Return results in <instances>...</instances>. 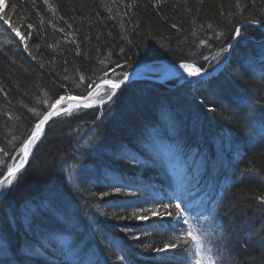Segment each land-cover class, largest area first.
<instances>
[{
    "label": "trees",
    "instance_id": "trees-1",
    "mask_svg": "<svg viewBox=\"0 0 264 264\" xmlns=\"http://www.w3.org/2000/svg\"><path fill=\"white\" fill-rule=\"evenodd\" d=\"M247 23L264 26V0H5L0 180L56 100L82 99L144 65L210 73ZM8 180L3 264H191L175 223L133 217L169 203L172 216L180 203L192 218L205 264H264V32L244 29L206 81H135L99 108L53 118ZM78 240L87 247L67 254ZM172 243L175 255L153 250Z\"/></svg>",
    "mask_w": 264,
    "mask_h": 264
},
{
    "label": "snow or ice",
    "instance_id": "snow-or-ice-1",
    "mask_svg": "<svg viewBox=\"0 0 264 264\" xmlns=\"http://www.w3.org/2000/svg\"><path fill=\"white\" fill-rule=\"evenodd\" d=\"M0 7H3V5H0ZM3 23L9 25V27L11 28L12 32H15V34L19 37H21V40L24 39V37L21 35V32L18 31L14 26L11 25L10 21L5 17L3 18ZM29 27H31V25H28ZM235 34L236 37H239L241 34V29L237 28L235 30ZM229 47H231V45H229ZM228 49H224V51H227ZM179 70H182L184 73L187 74L188 77H194V76H199L202 74V70L201 67H195L191 64L188 63H180L178 66ZM128 79L127 74H125L124 79L121 80L119 83H112L111 84V92L108 94L107 99L108 101H111L113 99V97L116 95L115 90L120 88L121 84H123L126 80ZM92 94L89 93V97ZM64 97H61L60 99L56 100L54 104L51 105V109H56V105L61 103V100H63ZM88 97H85V103H84V107H89L90 105L87 103ZM102 103H104V101H101ZM209 111H211V109H209ZM58 113L56 111L53 110H49L48 112H46L43 115L42 119H39V121L37 123H35V126L31 132L30 137L23 142L21 151L23 153V157L24 159H27L29 156V153L32 149V146L41 139L42 133L44 131V126L46 124V122L54 115H57ZM23 168V164L21 163L17 168L14 169H8V176L9 177H16L17 173L20 171V169ZM0 175H3V172L0 171ZM13 184L12 180H8L7 181V185H2L3 187H7ZM117 193L121 192V188L117 187L116 188ZM104 196H107L108 193L105 192L103 194ZM161 208L164 209V213L163 215H167V216H171L173 215L172 212H169L168 209L172 207V205L169 204H161L160 205ZM142 212L145 213V215H137L136 213H133V217L137 220V221H147L150 218L153 217H160L161 216V212L159 210V208H142L141 209ZM184 209H182V205L180 203H177L175 205V215L178 218H183L184 217ZM113 217H116V213H112ZM120 219H124V216H120ZM184 223L187 224L188 221L187 219L184 220ZM179 226V219L177 222V225L174 226V229L176 227ZM187 236L189 238H191L192 240H195L196 237L193 236V233L191 230L188 231ZM132 239H137L139 240L140 237L136 236L135 234H133ZM81 244H83V247L86 248L87 247V243L82 241V240H78L73 242V244L71 246H69V248L67 249V254L69 255H76L77 257H79L80 251H83V248H81ZM179 247L178 244L172 243V244H164L163 247H155L153 250L156 253H168L170 251H172L173 255H175V252L173 250L177 249ZM77 249H79L80 251H77ZM20 249H17L16 252L19 253ZM163 258V257H162ZM194 258H195V264H204V261L201 259V251H200V245L199 243L197 244L196 247V251L194 253ZM122 259L127 260V257H123ZM211 259V258H210ZM0 264H3V259L0 258ZM74 264H83V262L80 259H77L76 261H74ZM211 264H215V261L212 260Z\"/></svg>",
    "mask_w": 264,
    "mask_h": 264
},
{
    "label": "rangeland",
    "instance_id": "rangeland-1",
    "mask_svg": "<svg viewBox=\"0 0 264 264\" xmlns=\"http://www.w3.org/2000/svg\"><path fill=\"white\" fill-rule=\"evenodd\" d=\"M4 4H5V0H0V5H3V7H4ZM3 7H0V8H3ZM180 71L181 70L178 69V66H171V65H168L166 63H159V64H155V65H151L150 64V65H144V66L136 68L135 70H133L130 73L128 78L129 77H138V76L139 77H142V76H153L151 74H160V76L166 77V76L174 75V74H176V73H178ZM189 79L190 78H188V77H182V78L177 79L176 81H178L180 83H183V82H187ZM106 82L109 84V87H99L92 93V95L90 97H88L87 103L90 105L89 107H84L85 101L77 103V102L71 101L70 99H72V98H69V99L63 100V101H66V103L63 104L62 106L58 107L56 112H59V111H62V110H66L64 112V113H66V112H70V110H77L80 107L89 109V108H99V107L103 106L104 104H106L108 102L107 96L111 92V84L112 83H119V82H114V81H106ZM118 90L119 89H116L115 92H117ZM73 99H76V98H73ZM101 101H104V103H102ZM33 146H32V148H33ZM21 156H22V158H21V163H22L23 160H24L22 151H21ZM2 185H7V181H5V182L0 184V196L7 189V187H3ZM159 207L160 206H157L156 208H159ZM160 212H161V216L160 217H153V218H150L147 221H140V223L141 224H146V223H149V222L156 223V222L168 221L170 223H175L177 225V222H178V219H179V226L177 227L176 232H177V234H183L182 244L184 245V247L187 248V249L189 248L190 250L193 249V258H191V260H192L191 264H195L194 253L196 251L197 244L199 243V245H200V240L203 239V237L200 236L199 230L195 229V231H193L192 229H190V223L192 221V218L189 219L185 215H184L183 218H178L176 215L175 216L163 215L164 210H160ZM185 219H187V221H188L187 224L184 223ZM187 227H188V229H187ZM189 229L192 231L193 236L196 237L195 240H192L191 238H189L187 236V233H188ZM185 237H188V239H190L192 241V244L195 243V245H193L194 248L192 246H190V247L188 246V244H187V240L188 239H185ZM200 248H201V246H200ZM171 252L172 251H170L168 253H171ZM168 253H157V255L161 256V255H166ZM201 259L203 261H205L204 262V264H205V263L208 262L209 257L205 256L201 252Z\"/></svg>",
    "mask_w": 264,
    "mask_h": 264
},
{
    "label": "water",
    "instance_id": "water-1",
    "mask_svg": "<svg viewBox=\"0 0 264 264\" xmlns=\"http://www.w3.org/2000/svg\"><path fill=\"white\" fill-rule=\"evenodd\" d=\"M247 28H254V29H257L259 31H262L264 32V26H261V25H257V24H250V23H247V24H244L243 26L239 27V29H241V32L244 30V29H247ZM237 40V37H236V34L234 36V39H233V42L231 44V47H229L228 49V55H227V58L220 64L218 65L213 71H211L210 73H204L202 72L201 75L199 76H194V77H188L186 73H184L182 70L174 75H170V76H166V77H163V76H142V77H129L123 84H121L120 88L118 89H121L122 87H124L125 85L131 83V82H135V81H145V82H149V83H153V84H168V83H171L179 78H182V77H188L190 79H193V80H196V81H206L210 78H212L213 76L217 75L221 70L222 68L228 63L229 61V58H230V55H231V51H232V48L235 44ZM99 87H109V84L105 81L97 84L91 91L90 93L92 94L97 88ZM86 97H89V94L86 96ZM71 101H74V102H77V103H80V102H83L85 101V97L82 98V99H70ZM66 101H62L60 104L56 105V109H52L53 111H56L58 107L62 106L63 104H65ZM66 110H63V111H59L57 112L58 114L57 115H54L52 116L45 124V126L48 124V122L50 120H52L53 118L57 117V116H60L62 114H64ZM45 126H44V131H45ZM44 131L42 133V136H41V139L42 137L44 136ZM40 139V140H41ZM39 141H37L32 150L30 151L29 153V156L27 159H24L22 164H23V168L28 164L29 160L31 159L32 155H33V152L35 151L36 147L38 146L39 144ZM21 168L20 171L23 169ZM8 178H10L8 176V174H6L1 180H0V184L5 182Z\"/></svg>",
    "mask_w": 264,
    "mask_h": 264
},
{
    "label": "bare ground",
    "instance_id": "bare-ground-1",
    "mask_svg": "<svg viewBox=\"0 0 264 264\" xmlns=\"http://www.w3.org/2000/svg\"><path fill=\"white\" fill-rule=\"evenodd\" d=\"M152 184H154L153 182H151Z\"/></svg>",
    "mask_w": 264,
    "mask_h": 264
}]
</instances>
